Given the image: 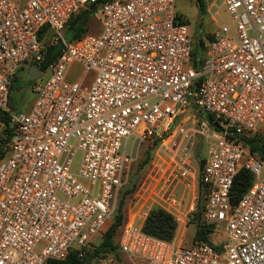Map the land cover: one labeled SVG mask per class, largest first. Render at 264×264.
<instances>
[{"label": "built area", "instance_id": "1", "mask_svg": "<svg viewBox=\"0 0 264 264\" xmlns=\"http://www.w3.org/2000/svg\"><path fill=\"white\" fill-rule=\"evenodd\" d=\"M176 3L0 0V113L14 127L0 158V264H47L89 250L129 182V139L161 133L202 136V219L225 238L166 240L145 232L140 216L120 232L130 263L264 264V159L248 146L257 137L264 148V0H223L231 23L199 38ZM89 7L100 31L68 39L67 23ZM45 26L60 52L49 76L33 81L30 110L14 111V77L42 63ZM74 64L82 66L77 80L69 79ZM5 126L0 119V133ZM187 150L176 161L182 175ZM240 168L254 179L234 204Z\"/></svg>", "mask_w": 264, "mask_h": 264}, {"label": "rangeland", "instance_id": "2", "mask_svg": "<svg viewBox=\"0 0 264 264\" xmlns=\"http://www.w3.org/2000/svg\"><path fill=\"white\" fill-rule=\"evenodd\" d=\"M205 1L207 13L204 14L200 13L195 0H177L176 3L177 10L189 20L190 31L198 38L200 30L210 31L223 22L231 23V19L222 5L223 0H216L212 6V10L217 12L215 18L209 11L210 3L213 0ZM98 25L100 24L93 16L88 33L90 31L95 33L98 30ZM50 34L43 38L44 44H52V33ZM49 74V70L44 71L43 79L47 78ZM81 74L82 66L74 64L69 79L77 80ZM16 75L11 92V101L14 106L12 108L14 111H26L32 106L35 99L32 81L26 69L18 70ZM158 138L160 139L158 140ZM186 145L189 171L182 175V173H177L176 161L180 159V155L185 157L183 149ZM129 148H132L136 160L132 165L129 182L118 201V205L121 200L124 202L122 207L125 215L123 222L141 219L140 216H145L146 219L153 206H162L173 213L178 221L177 233L173 240L183 244L193 242L196 230L195 212L200 195L198 180L202 168L201 157L207 150L202 136L192 134L190 139L187 137L182 139L180 134L172 133V135L166 136L161 133V135L155 134L141 142L136 140L135 144L134 139L130 138ZM102 236L94 237L90 249L101 242ZM224 238L223 228L215 229L212 239L221 241ZM117 241L118 236L115 238V242ZM90 264H129V262L121 249L117 248L116 253L96 258Z\"/></svg>", "mask_w": 264, "mask_h": 264}, {"label": "trees", "instance_id": "3", "mask_svg": "<svg viewBox=\"0 0 264 264\" xmlns=\"http://www.w3.org/2000/svg\"><path fill=\"white\" fill-rule=\"evenodd\" d=\"M201 14L207 13V4L205 0H195ZM93 17V10L84 8L77 14H75L66 25V36L68 39H76L89 31L91 19ZM189 22V20H187ZM50 29L45 26L41 29L40 39L43 43V38L50 34ZM51 35V34H50ZM47 51L42 63L38 64L39 68L45 71L49 64L56 59L60 52L59 45L45 44ZM17 75H15L13 84L11 86V92L14 86V81ZM11 97V95H10ZM12 100V98H11ZM11 106L12 101L10 102ZM0 119L4 120L6 126L0 133V158L5 155L7 143L12 139L14 135V127L10 124V114L6 111L0 113ZM160 138H158L159 140ZM248 146L252 152H258L264 159V148L258 142L257 137H251L248 140ZM204 159L201 158V165H203ZM253 174L246 168H240L237 172L232 189L231 199L234 204L238 203L244 192L253 183ZM197 203V209L195 212L196 230L193 241H204L213 244L212 235L215 232V226L211 223H206L202 217L198 222V215L203 214L204 200L201 191ZM123 200L118 205L116 212L111 219V225L103 233L102 240L98 245H95L92 249L80 254L78 249H72L64 259H49L47 264H90L96 258L104 257L105 255L116 253L117 248H120L119 241L115 242V238L120 235L121 228L124 224V213L122 211ZM178 228V221L176 217L162 206H153L146 216L145 221L142 224V229L154 236L173 240ZM218 247V246H217Z\"/></svg>", "mask_w": 264, "mask_h": 264}, {"label": "water", "instance_id": "4", "mask_svg": "<svg viewBox=\"0 0 264 264\" xmlns=\"http://www.w3.org/2000/svg\"><path fill=\"white\" fill-rule=\"evenodd\" d=\"M28 74H29V78L30 80H35L39 77H41L42 72L39 69V67L36 64H30L29 68H28ZM202 215L199 214L198 215V222L201 220Z\"/></svg>", "mask_w": 264, "mask_h": 264}, {"label": "crops", "instance_id": "5", "mask_svg": "<svg viewBox=\"0 0 264 264\" xmlns=\"http://www.w3.org/2000/svg\"><path fill=\"white\" fill-rule=\"evenodd\" d=\"M213 1H214V0H213ZM213 1H211V3H210V4H211V6L209 7L210 9H212V6H213L212 3H213ZM93 16H94V15H93ZM94 17H95V16H94ZM96 20H97V19H96ZM97 21H98V20H97ZM90 23H91V22H90ZM98 23H99V21H98ZM99 24H100V23H99ZM100 28H101V25H98V30H96L95 33H96V32H99V31H100ZM90 32L92 33L93 31H90ZM90 32H89V33H90ZM65 33H66V30H65ZM87 33H88V32H87ZM29 66H30V65H27L26 67L23 68V69H26V70H27V73H28V68H29ZM38 67H39V66H38ZM39 69H40V68H39ZM40 70H41V69H40ZM46 70H47V69H46ZM46 70H45V71H46ZM42 71H43V70H41V72H42ZM28 75H29V74H28ZM41 77H42V75H41ZM41 77H39V78H41ZM37 79H38V78H37ZM35 80H36V79H35ZM31 81H32V83H33L34 80H31ZM10 95H11V92H10ZM34 100H35V99H34ZM10 102H11V97H10ZM10 105H11V103H10ZM31 107H32V106H31ZM31 107H30V108H31ZM11 108H12V106H11ZM30 108H29L28 110H26V111H29ZM12 109H13V108H12ZM201 158H202V157H201ZM198 186H199V180H198ZM199 191H201L200 188H199ZM117 207H118V206H117ZM102 235H103V234H102ZM102 235H101V236H102ZM119 237H120V235H119ZM118 241H119V238H118ZM188 241H189V240H188ZM190 241H192V240H190ZM190 241H189V242H190ZM123 254H124V253H123ZM124 255H125V254H124ZM125 256H126V255H125ZM127 259H128V258H127ZM128 262H129V264H131L130 261H129V259H128Z\"/></svg>", "mask_w": 264, "mask_h": 264}]
</instances>
